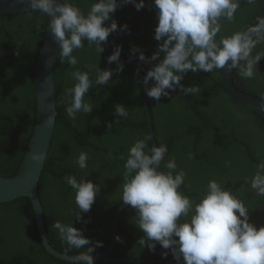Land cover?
<instances>
[{"label":"trees","instance_id":"trees-1","mask_svg":"<svg viewBox=\"0 0 264 264\" xmlns=\"http://www.w3.org/2000/svg\"><path fill=\"white\" fill-rule=\"evenodd\" d=\"M72 2L86 13L92 0ZM151 4L152 0H146V7L139 11L145 23V32L116 42L111 52L119 45L122 48L121 58L138 59L139 53H131L133 46L139 47L148 57L156 51L158 42L154 39V29L158 20L154 5L151 8L147 6ZM257 16V5L249 6L242 2L233 22L221 21L222 29L217 39L220 35L244 30L256 22ZM32 17L39 20L43 34L48 16L39 11L17 15L0 13V119L4 120L0 121L1 176L16 174L26 151L24 142L30 139L35 123L33 69L41 43L36 46L33 44V32L29 35L21 32L24 25L33 23ZM111 19L116 20L118 28L127 24L129 32L139 30L136 16L128 4L118 8ZM111 19L105 23L110 24ZM129 32L110 34L107 44L102 45L105 51L101 57L95 52L94 45L91 48L87 46V41L83 49L73 52L79 61L76 67L81 71H88L86 65L113 70L108 84H94L85 96V100L95 106L93 111L88 115L78 113L75 120L69 118L65 111L71 99L65 95V89L75 84L70 75L74 69L66 61L61 63L57 54L54 84L58 113L44 169L39 177L38 195L48 240L63 253L76 255L85 249H69L52 227L56 220L65 224L73 223L93 244L102 241L103 246L97 247L92 254L107 248L114 214L123 202V165L128 149L136 139L144 137L149 138L147 143L149 147L152 146L142 100V80L147 68L124 64L123 71L116 72L117 64L107 61L109 41ZM42 36L38 31L37 37ZM261 45L264 46L257 45L253 55L259 50L264 51ZM138 68L140 71L137 74ZM258 69L260 72L252 82L241 78L238 69H234L233 78L234 81L237 79L238 90L264 101V58L259 61ZM90 78L95 80V72L90 73ZM181 83L186 87L199 86L201 92L195 96H184L179 90L176 94L172 92L170 97H162L159 103L148 98L155 140L158 146L166 144L168 148L160 169L166 172L164 164L175 157L177 171L183 169L187 173L179 191L197 202L209 180L222 182L244 201L249 210L250 222L252 215L264 213V209L259 207L264 206V197L257 196L250 183L245 182V178L250 180L254 175L255 165L264 159V120L252 109L226 96L221 70L212 73L189 71ZM218 85L222 88H217ZM28 90H32V94ZM116 104L127 108V119L116 121ZM109 123H112L110 129ZM27 130H30L28 135L21 137ZM81 151L89 155L88 167L83 170L75 163ZM122 156L124 159H121ZM68 175L76 176L78 181L83 178L100 185L94 204L89 212L81 213L80 220L76 219L79 208L75 203V192L63 179ZM137 219L135 209L130 206L122 212L118 227L122 242H117L111 257L177 262L170 250L163 249L158 243L154 252L138 244L144 233L136 225ZM165 251L168 252L167 257L161 255ZM0 264H68L45 251L28 198L0 203ZM95 264L140 263L96 261Z\"/></svg>","mask_w":264,"mask_h":264},{"label":"clouds","instance_id":"clouds-1","mask_svg":"<svg viewBox=\"0 0 264 264\" xmlns=\"http://www.w3.org/2000/svg\"><path fill=\"white\" fill-rule=\"evenodd\" d=\"M245 3L254 6L258 0H152L158 20L154 39L158 42L156 51L150 56L133 46L131 53H139L140 61H151L153 66L146 71L142 83L148 85L146 95L157 103L162 97H170L180 90L184 96H195L201 92L196 85L185 86L181 81L192 73H212L216 70L238 69L243 79H254L264 51L253 50L264 44V16H257L256 22L244 30L230 35H220L222 20L233 22L237 10ZM32 11H39L50 17L48 30L59 45L60 62L65 61L74 69L70 75L75 81L65 89L70 102L65 108L69 118L75 120L78 113L90 114L93 106L85 100L93 85L103 86L112 79L113 70H101L97 65H86L88 71L77 68L78 58L73 52L87 46H95L101 57L108 37L114 32H129L127 24L120 26L111 19L121 6L129 3L140 11L146 7V0H92L85 13L72 0H27ZM111 19L110 24L106 21ZM121 46L117 45L107 57L109 64L115 62L116 72H122L124 64L119 61ZM140 69H137V74ZM95 72V80L90 73ZM264 106V105H262ZM115 116L127 119V108L114 105ZM51 122V116L48 117ZM115 121V122H116ZM112 123L108 124V128ZM148 137L136 139L129 147L123 165L122 201L136 211L137 226L144 236L138 244L150 251L157 243L170 250L177 264H264V225L257 227L249 222V210L244 201L236 197L222 182L209 180L199 201L179 191L185 183L187 173L180 169L175 157L167 160V171L157 170L168 152L166 144L149 147ZM191 159V153L188 154ZM41 154L33 153L32 160L39 163ZM89 155L81 151L75 160L80 169L88 167ZM121 159H124L122 156ZM255 173L245 178L246 183L257 196L264 197V159L255 165ZM64 181L75 192V203L81 213L90 211L100 192V185L76 176H65ZM183 217V219H181ZM52 227L58 231L61 241L69 249H85L71 257L68 264H95L92 253L102 247V241L95 244L84 236L83 231L54 221ZM122 242L121 237H116ZM167 257L168 252H162Z\"/></svg>","mask_w":264,"mask_h":264},{"label":"water","instance_id":"water-1","mask_svg":"<svg viewBox=\"0 0 264 264\" xmlns=\"http://www.w3.org/2000/svg\"><path fill=\"white\" fill-rule=\"evenodd\" d=\"M136 16L139 23V30L137 32H129L127 34L119 35L112 38L107 45V54L111 55L112 46L123 39L133 38L142 35L145 32V23L140 12L131 3L128 4ZM259 10V16H264V0H258L256 4ZM32 11L27 3V0H0V13L15 15L24 12ZM48 23L43 42L41 44L39 53L37 55L34 73V97H35V123L32 135L28 142H26V151L20 166L13 176L0 175V203L14 201L19 198H28L32 206L35 222L38 230V235L45 251L56 259L68 262L74 255L63 253L54 248L48 240L42 205L38 195L39 177L44 169L47 153L52 140L54 126L57 116L56 98H55V84L54 71L57 60V52L59 50L58 43L53 39V36L48 30L50 22ZM119 61L123 64L143 65L148 69L153 66L151 61H140L139 59L119 57ZM233 70L221 69V78L224 92L228 98L241 103L252 109L264 120V101L258 97L250 96L240 90L234 84ZM148 85H142V100L146 115L147 128L151 145L158 146L154 137L152 120L150 115L149 100L145 89ZM220 88V86H218ZM51 116V122L48 117ZM33 153H39L42 159L39 163L32 160ZM157 170L160 166L157 165ZM129 205L122 202L117 208L112 222L111 237L107 248L99 253L92 254L94 261L98 262H115V263H140V264H177L174 261H159L146 259H117L112 258L111 254L115 250L117 244L116 237L118 236L119 220L122 212L127 209ZM183 264V262H181Z\"/></svg>","mask_w":264,"mask_h":264},{"label":"flooded vegetation","instance_id":"flooded-vegetation-1","mask_svg":"<svg viewBox=\"0 0 264 264\" xmlns=\"http://www.w3.org/2000/svg\"><path fill=\"white\" fill-rule=\"evenodd\" d=\"M28 12H30V11H28ZM25 13V12H24ZM3 14V13H2ZM21 14V13H20ZM5 15H9V14H5ZM17 15V14H16ZM32 20H33V23H27L26 25H24V27L21 29L22 31L21 32H26V33H28V35L30 34V33H34V40H33V44H35V46L38 44V43H41L42 44V42H43V39H44V35H45V32H46V28H47V24H46V26L44 27V31H43V34H42V26H40L39 25V20L37 19V18H35V17H32ZM255 20V19H254ZM253 20V21H254ZM138 25H139V23H138ZM38 31H40L41 32V36H42V38H40V37H37V32ZM28 38V37H27ZM41 47V46H40ZM258 47V46H257ZM260 48L261 49H263L264 48V46L263 45H261L260 46ZM259 51H262V50H259ZM37 59V58H36ZM35 63H36V61H35ZM34 67H35V65H34ZM260 69V68H259ZM258 69V70H259ZM260 72V71H259ZM259 72H257V75H258V73ZM33 73H34V69H33ZM256 77V76H255ZM34 79V78H33ZM222 79V78H221ZM233 80H234V78H233ZM250 82H252L253 81V79H250L249 80ZM32 82V81H31ZM234 84H235V86L237 87L238 86V84H237V79H235V81H234ZM219 86V85H218ZM243 87V86H242ZM242 87H240V88H242ZM218 88V87H217ZM220 88H222V87H220ZM26 91H27V89H26ZM179 91V89H177L175 92H174V94H176L177 92ZM28 92L29 93H31L32 94V90H31V92H30V90H28ZM245 93V92H244ZM33 94H34V84H33ZM0 121H4L3 119L1 120L0 119ZM25 121H26V123L28 124V119H27V116H26V118H25ZM22 122H24V120L22 121ZM30 132V130H27L24 134H21V137L23 136V138H25L27 135H28V133ZM28 142V141H27ZM25 144H26V142H24ZM259 207L260 208H263L264 209V206L262 205H259ZM250 222L251 223H253V224H255L257 227H259V226H262V225H264V213H259V214H255V216H251V220H250ZM169 261V260H168Z\"/></svg>","mask_w":264,"mask_h":264}]
</instances>
